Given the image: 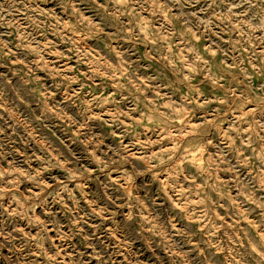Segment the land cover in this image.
Instances as JSON below:
<instances>
[{
	"label": "clouds",
	"instance_id": "clouds-1",
	"mask_svg": "<svg viewBox=\"0 0 264 264\" xmlns=\"http://www.w3.org/2000/svg\"><path fill=\"white\" fill-rule=\"evenodd\" d=\"M0 68V264H264V0H0Z\"/></svg>",
	"mask_w": 264,
	"mask_h": 264
},
{
	"label": "rangeland",
	"instance_id": "rangeland-1",
	"mask_svg": "<svg viewBox=\"0 0 264 264\" xmlns=\"http://www.w3.org/2000/svg\"><path fill=\"white\" fill-rule=\"evenodd\" d=\"M91 20V14L89 12H85L82 18V27L83 32L75 33L74 40H68L67 38L61 39L59 44H55L54 48H50L49 44L41 42V48L44 49L43 53H34L37 63L41 65L36 71V75L38 77L47 76V80L43 81L45 87L51 84L54 78L52 73H61L63 70L64 75H71L73 72H76L77 68L80 69L78 75L79 76H87L89 81H91V77L95 76L97 81L103 80H112V77L108 75L109 72L115 73V79L117 81L122 80V76L119 73L115 72V66H113L110 62L106 61L102 64L100 62V57L97 56L98 49L95 47L97 41L95 40V33L89 31L92 27V24L89 22ZM86 25V27H85ZM151 21L147 19L146 16L142 15L141 21L136 24V30L145 36V39H148V33L151 28ZM68 24H65V29L67 30ZM157 32L160 31L159 28L156 29ZM72 33L69 32V36ZM81 35H83L84 39L81 40ZM161 42H165L168 40V35L160 36ZM53 43H55V39L53 38ZM124 44L129 43L128 41H124ZM199 43V41H197ZM141 49L143 48V44L140 45ZM169 51L173 50L172 45H167ZM62 53H67V55H61ZM120 51H117L113 48V55L115 57L120 56ZM177 56H181V52H176ZM209 55L215 56L216 53L210 52ZM71 57V58H69ZM135 59V57H133ZM107 69V71L105 70ZM7 71L6 68H0V72ZM143 83V81H142ZM98 86V84L96 85ZM116 83H112L111 87L114 91L117 88ZM73 87H76L74 84ZM107 91V90H104ZM75 109L73 108L72 111ZM135 122L139 123V119L134 117ZM150 122V121H149ZM127 123V121H126ZM11 131V129H9ZM71 135H75V132L71 133ZM127 143V141H125ZM194 158V157H193ZM23 187V186H22Z\"/></svg>",
	"mask_w": 264,
	"mask_h": 264
}]
</instances>
